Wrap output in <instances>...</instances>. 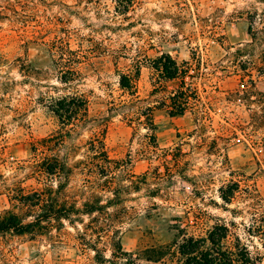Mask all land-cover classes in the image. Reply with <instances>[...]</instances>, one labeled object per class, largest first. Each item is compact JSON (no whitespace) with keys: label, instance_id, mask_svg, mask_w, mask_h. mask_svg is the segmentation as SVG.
Segmentation results:
<instances>
[{"label":"rangeland","instance_id":"374dc122","mask_svg":"<svg viewBox=\"0 0 264 264\" xmlns=\"http://www.w3.org/2000/svg\"><path fill=\"white\" fill-rule=\"evenodd\" d=\"M163 56L183 75L167 79ZM106 156L133 177L102 176ZM55 161L69 177L46 172ZM35 194L108 207L0 234V264H96L218 220L264 264V0H0V216L33 221Z\"/></svg>","mask_w":264,"mask_h":264},{"label":"trees","instance_id":"16d2710c","mask_svg":"<svg viewBox=\"0 0 264 264\" xmlns=\"http://www.w3.org/2000/svg\"><path fill=\"white\" fill-rule=\"evenodd\" d=\"M158 68L169 80L178 79L183 75V71L179 64L171 57L163 56L158 60ZM135 77L130 75H121L120 85L124 90L133 92L135 89ZM193 89L187 88L181 90L175 94L172 98V115L183 114L189 106L190 100L195 96ZM78 108H71L67 106V120L74 117L82 110L88 112L87 101L82 100V104L77 106ZM145 115L149 125H152V114L150 109ZM104 146V144L102 143ZM101 146L102 150L104 147ZM105 154V152H102ZM106 165L99 167V173L102 176L113 175L114 168L113 161L106 156ZM119 169L124 176L128 179L133 175L128 171L122 170L121 163ZM122 170V171H121ZM46 172L49 175L60 178H67L70 176L71 168L67 163H60L55 161L52 165H48ZM114 179V177H113ZM130 186H120V188L113 190L115 196L112 200H109L108 205L119 204L121 201V194L127 190H139V186L135 185V182L130 180ZM63 189V184L60 185L57 192ZM38 204L32 202L31 205L36 206L44 204L43 213L36 217L31 222H25V220L16 213L8 212L4 216H0V234L15 233L18 235L31 233L42 225L43 222L67 220L73 223L74 216L90 215L95 212L103 210L108 205L103 206L98 203L85 202L82 208L77 207L76 204L71 206H58L57 204L48 203V200H42V195L35 194ZM53 199L52 196H50ZM223 199L227 201L229 198L223 196ZM204 216V215H203ZM199 225V223H198ZM180 231L181 237L174 244L169 246L151 247L137 252H126L120 247L113 254L111 259H107L103 254L97 252L96 264H256L257 259L253 257L249 251L248 246L242 242L240 238H236L234 243H231L232 238L230 228L221 220L216 221L210 226L203 234L195 235L190 234L186 228Z\"/></svg>","mask_w":264,"mask_h":264}]
</instances>
